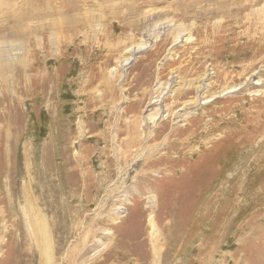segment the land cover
Wrapping results in <instances>:
<instances>
[{"label": "rangeland", "instance_id": "obj_1", "mask_svg": "<svg viewBox=\"0 0 264 264\" xmlns=\"http://www.w3.org/2000/svg\"><path fill=\"white\" fill-rule=\"evenodd\" d=\"M0 264H264V0H0Z\"/></svg>", "mask_w": 264, "mask_h": 264}, {"label": "bare ground", "instance_id": "obj_2", "mask_svg": "<svg viewBox=\"0 0 264 264\" xmlns=\"http://www.w3.org/2000/svg\"><path fill=\"white\" fill-rule=\"evenodd\" d=\"M22 3H23V1H22ZM26 4V3H25ZM31 4V3H30ZM24 6V5H23ZM30 6V5H29ZM32 6V5H31ZM19 7V6H18ZM21 7H22V5H21ZM40 7V6H39ZM38 8V7H37ZM30 10V9H29ZM26 13V12H25ZM33 13V12H32ZM12 16V15H11ZM18 17V16H17ZM12 18V17H11ZM17 21V20H16ZM136 51H138V49L137 48H135L134 50H133V53H135ZM124 64H125V62H124Z\"/></svg>", "mask_w": 264, "mask_h": 264}]
</instances>
